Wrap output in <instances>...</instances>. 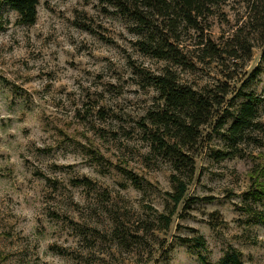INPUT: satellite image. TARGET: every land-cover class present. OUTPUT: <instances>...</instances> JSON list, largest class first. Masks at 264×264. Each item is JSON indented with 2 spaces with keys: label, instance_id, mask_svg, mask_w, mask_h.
<instances>
[{
  "label": "rangeland",
  "instance_id": "obj_1",
  "mask_svg": "<svg viewBox=\"0 0 264 264\" xmlns=\"http://www.w3.org/2000/svg\"><path fill=\"white\" fill-rule=\"evenodd\" d=\"M246 9L228 0L225 17L209 18L214 35ZM38 10L33 24L8 4L0 13V264H201L233 251L264 264V100L248 127L229 131L240 93L264 99L262 47L237 67L224 124L216 112L190 147L195 172L176 204L179 172L150 119L162 104L154 77L169 65L209 89L223 81L221 62L151 56L132 19L100 0H40ZM196 35L183 33L189 49ZM196 236L203 246L184 241Z\"/></svg>",
  "mask_w": 264,
  "mask_h": 264
},
{
  "label": "trees",
  "instance_id": "obj_2",
  "mask_svg": "<svg viewBox=\"0 0 264 264\" xmlns=\"http://www.w3.org/2000/svg\"><path fill=\"white\" fill-rule=\"evenodd\" d=\"M39 1L0 0V13L2 7L8 4L18 13L21 23L33 24L37 19ZM244 2L247 9L244 16L230 25L232 31L224 30L215 36L209 18L215 16L216 12H221L225 17L223 7L228 0H100L105 10H116L120 15L132 19L133 30L140 37L141 49L151 56L170 60L179 66L192 62L204 63L206 60L209 63L221 62L223 81L209 89L182 82L177 70L169 65L163 73L154 77L162 104L159 111L150 113V119L156 125V131L162 133V137H158L159 150L170 157L180 174H174L176 192L173 199L176 204L183 199L195 172L194 158L189 149L197 144L201 128L209 123L216 112L219 114L217 123L223 125L225 122L229 109L222 106L232 93L231 82L237 78V67L246 66L256 47H262L261 59L264 61V0ZM3 28L4 21L0 15V30ZM190 30L197 32L193 49H189L182 37ZM190 51L193 57H190ZM259 73L260 68L256 67L242 86ZM240 94L247 100L242 103L229 127L234 137L255 118L258 109L255 102L264 100L251 92ZM220 107L222 112L219 111ZM185 240L204 245L202 236ZM199 261L201 264H244L238 251L226 253L218 263L210 261L205 255L199 256Z\"/></svg>",
  "mask_w": 264,
  "mask_h": 264
}]
</instances>
